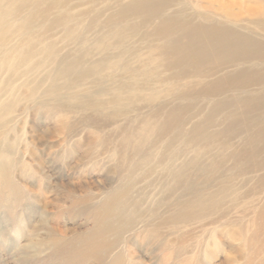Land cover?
Returning <instances> with one entry per match:
<instances>
[{"label":"bare ground","instance_id":"obj_1","mask_svg":"<svg viewBox=\"0 0 264 264\" xmlns=\"http://www.w3.org/2000/svg\"><path fill=\"white\" fill-rule=\"evenodd\" d=\"M205 1L0 0V178L13 152L3 143L29 112L53 126L32 127L37 174L62 179L57 154L72 141L81 157L71 172L116 178L105 193L46 186L64 201L44 203L57 226L50 244L67 236L58 214L85 203L93 228L78 260L105 264L143 228L165 264L197 225L239 242L235 264H264V0L246 20ZM136 176L158 183V212L136 200Z\"/></svg>","mask_w":264,"mask_h":264},{"label":"rangeland","instance_id":"obj_2","mask_svg":"<svg viewBox=\"0 0 264 264\" xmlns=\"http://www.w3.org/2000/svg\"><path fill=\"white\" fill-rule=\"evenodd\" d=\"M215 1L220 3V0H208L207 2H213V7H216L218 3ZM223 4L226 8L227 6L232 8L234 13L241 9V18L245 20L248 18L245 10L247 8H255L258 5L254 0H223ZM229 110V108H225V111L220 113V117H224ZM32 117L31 112L26 114L19 121L20 125L17 124L18 126L14 128L9 140L5 141L2 146V151L5 150L6 146H10L13 152L8 159L11 167L8 166L7 168V179L2 180L0 178V264H65V262L71 264H98L95 260L77 259L79 247L85 248L81 243L78 245V241L90 234L89 228H93L91 219H89L85 211L83 212L84 208L82 206L85 203L83 205H80V203L79 205L76 204L77 208L75 210L70 209L63 211V213L60 212V215L58 214V225L62 231L67 233V236L66 238L60 237L64 245L62 243L50 244L51 234L48 229L52 226H57L51 222L50 207L47 210L44 205L48 201L53 206L55 204L61 205L64 201L61 200L63 196L61 191H57L55 187H52L51 191L55 192V194L53 192L49 193V190H46V186L49 183L51 186L59 184L69 189H73V186H75L76 189L86 188L93 193H105L108 188L115 186L113 182L116 179L113 178L114 173L109 168L103 167H96L93 171L89 169L87 173L84 171L78 175L74 171L71 172L69 170L70 167L77 164L81 157L71 141L68 144V146L70 145L69 149L57 154V162H59V165L61 164L57 168H62L59 172L62 179L57 180L53 176L48 182L44 176L37 174L33 170L32 163L29 160L30 145L28 140H30L33 130L34 132L35 129L37 131H46L52 129L53 126L46 123V115L37 114L36 118ZM220 117L219 119H222ZM45 123L48 126H45ZM32 127L35 129H32ZM108 174L109 176H107ZM150 180L152 181V179ZM241 180L240 177L235 179L233 182L235 183L234 187H241ZM130 181L132 184L134 182L137 183L134 188L137 191L136 200L145 201L142 209L146 210L151 207L153 212H158V210H154L159 200L158 183L154 182L147 186V180L139 178V176L133 177ZM7 189L14 191V196L17 198L15 199L14 196H11L12 198L7 197L8 200L5 203L3 197L8 196L6 194ZM33 191L34 194H31ZM56 194L58 196H55ZM65 205L67 206L68 204ZM200 230L199 226L194 225L185 230L182 235H179V241H176V248L182 247V250L174 251L171 255V261L169 258L165 264H178L179 261H186L183 264H235V262L240 260L238 249L241 248L240 244L236 240L232 241L227 236V231L222 230L225 236L222 238V233L215 235L213 233L208 236V232L202 233ZM161 232L166 234L165 230ZM149 240H151L149 230H143V228L136 230L135 234L129 238L124 237L122 242L118 243L117 249L110 254L105 264H163L165 259L162 255H157L153 243V246L151 243L148 245ZM155 242L157 244L158 241ZM129 251L132 252L129 253ZM149 252H153L154 258L148 255ZM168 253L172 252L169 250ZM130 254H134L137 258L131 259Z\"/></svg>","mask_w":264,"mask_h":264}]
</instances>
